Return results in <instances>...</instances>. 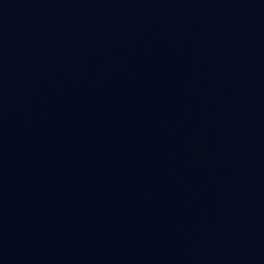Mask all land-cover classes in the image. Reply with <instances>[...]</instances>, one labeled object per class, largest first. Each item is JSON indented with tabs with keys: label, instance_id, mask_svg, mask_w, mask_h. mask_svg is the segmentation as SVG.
Wrapping results in <instances>:
<instances>
[{
	"label": "water",
	"instance_id": "1",
	"mask_svg": "<svg viewBox=\"0 0 264 264\" xmlns=\"http://www.w3.org/2000/svg\"><path fill=\"white\" fill-rule=\"evenodd\" d=\"M0 264H264V0H0Z\"/></svg>",
	"mask_w": 264,
	"mask_h": 264
}]
</instances>
